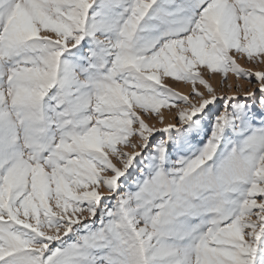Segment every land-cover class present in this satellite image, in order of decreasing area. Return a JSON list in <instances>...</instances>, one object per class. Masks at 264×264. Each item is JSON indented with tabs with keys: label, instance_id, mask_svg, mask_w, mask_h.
<instances>
[{
	"label": "snow or ice",
	"instance_id": "1",
	"mask_svg": "<svg viewBox=\"0 0 264 264\" xmlns=\"http://www.w3.org/2000/svg\"><path fill=\"white\" fill-rule=\"evenodd\" d=\"M261 66L264 0H0V264H264Z\"/></svg>",
	"mask_w": 264,
	"mask_h": 264
},
{
	"label": "rangeland",
	"instance_id": "2",
	"mask_svg": "<svg viewBox=\"0 0 264 264\" xmlns=\"http://www.w3.org/2000/svg\"><path fill=\"white\" fill-rule=\"evenodd\" d=\"M95 5H94V8L92 10H90V15H91V12L95 10ZM92 45L90 44V42L86 39L84 42H82V45H81V48H83L85 51L82 53L80 51H78L77 49H71L69 52H65L64 55L62 56V60H68L69 62H79L81 64H85L87 63L86 60L83 59V56L86 55V52H87V49L91 48ZM16 59H19V57H13L12 60H16ZM12 60L9 61V64L12 63ZM239 62V61H238ZM241 63V67L242 68H245V69H251L253 71L257 70L253 65L251 64H244L242 62ZM261 67H264V66H261ZM166 79H172V78H166ZM217 79H219V76L217 77ZM229 79L230 81H233L235 82L236 81V77L233 76L231 73H229ZM191 88V85H184L183 83H180L177 87H176V90L178 92H181L182 94H186ZM58 91V86L57 88H54L50 91L49 95L47 97H45V100H44V105H45V108L47 109L48 106L52 105L55 103L54 100L51 99L52 96H54ZM219 91V89H218ZM240 99H243V98H240ZM250 99V98H249ZM212 105H209V108H211ZM161 111L163 112H166L167 110L166 109H161ZM194 119H197V118H194ZM205 120H207V117L204 118V120H200V125L203 126L205 124ZM252 123L257 127L259 128L261 126V124H264V117H261L260 115H256L254 117V119L252 120ZM189 126L188 125H185L184 128H181L179 130V133L176 132V130H172L170 133H155L156 136H173V137H178L180 133H184L186 129H188ZM195 136V139H193L192 137ZM206 139V134L205 133H200V134H196L194 132H189L188 133V140H189V144H188V147L186 148L185 151L183 152H178L176 153L172 159H175L176 156H179V155H183V156H191V155H195V154H198V150L200 148L203 147V143H204V140ZM169 147H170V150L173 148V147H179L178 144H176L172 139L169 140ZM224 145L222 144L221 145V148H223ZM229 148H231V145H229ZM218 155H219V152H218ZM140 158L137 157V160H139ZM209 163H212L211 161ZM131 171V169L129 170ZM123 179V178H121ZM105 202L108 203V206L110 207L111 204H112V201L110 198L108 197H105L104 201H101V205L103 206L105 204ZM258 259L260 261H264V255H261L258 253Z\"/></svg>",
	"mask_w": 264,
	"mask_h": 264
}]
</instances>
